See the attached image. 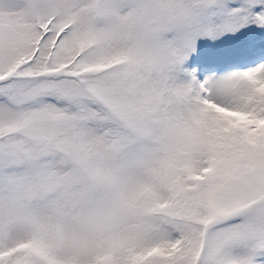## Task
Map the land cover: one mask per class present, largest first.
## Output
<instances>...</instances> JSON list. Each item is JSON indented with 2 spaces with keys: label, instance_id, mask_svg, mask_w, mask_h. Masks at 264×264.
<instances>
[{
  "label": "snow or ice",
  "instance_id": "1",
  "mask_svg": "<svg viewBox=\"0 0 264 264\" xmlns=\"http://www.w3.org/2000/svg\"><path fill=\"white\" fill-rule=\"evenodd\" d=\"M0 264H264V0H0Z\"/></svg>",
  "mask_w": 264,
  "mask_h": 264
}]
</instances>
